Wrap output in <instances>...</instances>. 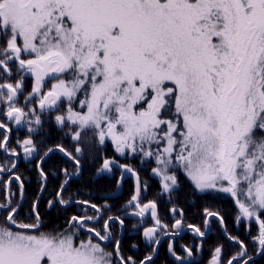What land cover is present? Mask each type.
Instances as JSON below:
<instances>
[{"label": "snow or ice", "instance_id": "snow-or-ice-1", "mask_svg": "<svg viewBox=\"0 0 264 264\" xmlns=\"http://www.w3.org/2000/svg\"><path fill=\"white\" fill-rule=\"evenodd\" d=\"M0 264H264V0H0Z\"/></svg>", "mask_w": 264, "mask_h": 264}]
</instances>
